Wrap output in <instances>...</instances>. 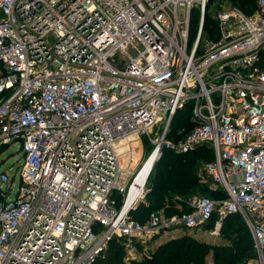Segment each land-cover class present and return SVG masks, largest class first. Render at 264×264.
<instances>
[{
  "label": "built area",
  "instance_id": "1",
  "mask_svg": "<svg viewBox=\"0 0 264 264\" xmlns=\"http://www.w3.org/2000/svg\"><path fill=\"white\" fill-rule=\"evenodd\" d=\"M207 3L0 0V147L20 142L23 156L13 197L0 173V264H92L114 237L133 246L170 228L195 234L215 213L213 234L243 217L264 264V0L251 14L220 10L212 37ZM186 104L195 125L170 138ZM156 126L159 156L208 143L201 173L227 195L195 196L165 221L132 219L144 189L125 208L139 169L126 182L122 160L128 140Z\"/></svg>",
  "mask_w": 264,
  "mask_h": 264
},
{
  "label": "trees",
  "instance_id": "2",
  "mask_svg": "<svg viewBox=\"0 0 264 264\" xmlns=\"http://www.w3.org/2000/svg\"><path fill=\"white\" fill-rule=\"evenodd\" d=\"M209 1L213 0H208L206 11ZM232 1L247 14L257 9V0ZM205 18V37H212L217 32L216 19H209L208 12L205 13ZM198 22L199 9H194L191 15V30L195 29ZM191 116L190 104L179 109L171 122L169 137L177 138L191 131L195 125ZM182 130H186L183 135ZM213 159L212 147L208 143L188 153L162 150L153 167V173L151 172L146 200L140 205L141 212L134 213L131 210V218L145 223L152 212L160 213L161 210L168 212L170 218L175 213L190 212L192 206L189 201L195 196L215 199L225 197L226 192L215 188L212 180L201 173L203 165ZM204 192L208 194L202 195ZM217 215L214 214L205 228L213 227ZM244 221L240 214H230L224 219L221 227L222 236L226 240L224 243L201 242L194 235L185 234L173 239L171 243L169 240L159 246L151 257L128 263L124 260L123 243L114 237L92 264H208L207 256L210 253L213 264H247L248 260L255 256V248L251 232Z\"/></svg>",
  "mask_w": 264,
  "mask_h": 264
},
{
  "label": "rangeland",
  "instance_id": "3",
  "mask_svg": "<svg viewBox=\"0 0 264 264\" xmlns=\"http://www.w3.org/2000/svg\"><path fill=\"white\" fill-rule=\"evenodd\" d=\"M233 5H235V3L232 0H213L211 2L209 1V6L206 12H208L209 14V19L215 20L216 15L220 10L226 9ZM162 125L163 123L160 124L159 127L161 128ZM189 131L187 133H189ZM158 132H159V129H158V126H156L153 129V131L150 132V135H141L140 138H136V140H134L133 138L129 139L130 153H132L133 155L132 157H129V155L124 156L123 157L124 159L122 160L123 165L127 168L125 171V175H124L126 182H127V179L129 180L133 177L134 173L139 169V167L142 165L144 160L148 157V155L154 149V142L150 136H154ZM184 132H186V130ZM184 132L182 130V135L184 134ZM186 134H184L183 136H179L177 138H183ZM134 148H137V149H134ZM133 150H134V153H133ZM200 159H203V158H200ZM22 164H23V156H22L20 142H16V143H12V144L0 147V173L3 171H8L10 177L12 178V182L14 185V190H12L10 197H13L15 195V190L19 186L20 169H21ZM153 167L154 165L152 166V170H153ZM152 170L151 172L153 173ZM152 173L150 175H152ZM149 181H150V176L144 186V193L139 198L132 212L134 213H137V211L141 212L140 205L142 202H145L146 200V193L149 190V185H150ZM201 194L207 195L208 193L204 192ZM123 199H124L123 196L121 195L118 196V202H119L118 205L122 206ZM182 213H185V212H179L175 214H182ZM160 214L162 215V218L164 221L169 219L168 212L161 210ZM245 224L248 227L246 222ZM174 229L175 228L162 230L159 234L154 235L150 239L148 237H145V238H142L141 240H136L133 246L123 244L124 260L128 263L133 260H142L144 258L151 257L153 252L159 246H161L162 244H164L165 242L169 240H171L169 242L171 243L173 242V239L183 235L181 234L180 230L176 229V231H173ZM194 233L195 234H191V235H194L196 239L201 242L216 243V244L226 242L225 238H223L222 236L221 229L218 233L213 234L211 233V227H207V228H203L199 232L195 231ZM254 252H255V256L250 258L247 264H254L255 259H256V251ZM211 257L212 256L210 253L207 256L208 264H213Z\"/></svg>",
  "mask_w": 264,
  "mask_h": 264
},
{
  "label": "bare ground",
  "instance_id": "4",
  "mask_svg": "<svg viewBox=\"0 0 264 264\" xmlns=\"http://www.w3.org/2000/svg\"><path fill=\"white\" fill-rule=\"evenodd\" d=\"M126 150L127 149H121L122 156L127 154V152H125ZM159 157V152H156L153 149L152 152L148 155V157L144 160L139 170L136 172L134 182L126 196L125 208L129 207L140 196L151 174L152 166L155 165V161H157Z\"/></svg>",
  "mask_w": 264,
  "mask_h": 264
},
{
  "label": "crops",
  "instance_id": "5",
  "mask_svg": "<svg viewBox=\"0 0 264 264\" xmlns=\"http://www.w3.org/2000/svg\"><path fill=\"white\" fill-rule=\"evenodd\" d=\"M173 231H176V229H174ZM173 231H172V232H173Z\"/></svg>",
  "mask_w": 264,
  "mask_h": 264
}]
</instances>
